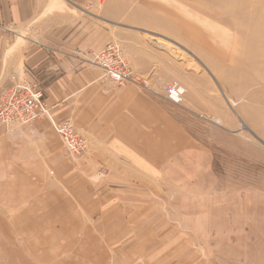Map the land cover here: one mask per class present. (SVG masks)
<instances>
[{"label": "crops", "instance_id": "obj_1", "mask_svg": "<svg viewBox=\"0 0 264 264\" xmlns=\"http://www.w3.org/2000/svg\"><path fill=\"white\" fill-rule=\"evenodd\" d=\"M155 6L167 5L0 0V97L36 85L86 142L70 158L48 120L0 126V264H204L213 162L165 98ZM109 44L147 90L90 64Z\"/></svg>", "mask_w": 264, "mask_h": 264}, {"label": "rangeland", "instance_id": "obj_2", "mask_svg": "<svg viewBox=\"0 0 264 264\" xmlns=\"http://www.w3.org/2000/svg\"><path fill=\"white\" fill-rule=\"evenodd\" d=\"M156 2L149 39L185 91L172 113L213 162L218 222L198 250L204 264H264V0Z\"/></svg>", "mask_w": 264, "mask_h": 264}, {"label": "built area", "instance_id": "obj_3", "mask_svg": "<svg viewBox=\"0 0 264 264\" xmlns=\"http://www.w3.org/2000/svg\"><path fill=\"white\" fill-rule=\"evenodd\" d=\"M89 5L88 8H92ZM87 10V9H86ZM85 10V11H86ZM90 64L99 68L103 78L121 85H135L143 90L148 89L147 79L136 75L126 63L121 48L117 44H109L91 55ZM165 97L174 104H182L185 91L175 82L164 87ZM48 120L60 137L65 152L70 158H78L86 151V142L68 122H56L45 102L42 92L36 85L20 83L2 92L0 97V126L7 129L22 127L36 120Z\"/></svg>", "mask_w": 264, "mask_h": 264}, {"label": "bare ground", "instance_id": "obj_4", "mask_svg": "<svg viewBox=\"0 0 264 264\" xmlns=\"http://www.w3.org/2000/svg\"><path fill=\"white\" fill-rule=\"evenodd\" d=\"M203 2H204V1H203ZM203 2H202V3H203ZM222 6H223V5H222ZM200 7H201V6H200ZM243 8H244V7H243ZM245 9H247V7H245ZM203 10H204V9H203ZM241 10H242V7H240V6L238 5V6H236V7H232V10H230L229 12H231V13H233V14H236V15H240ZM236 15H235V16H236ZM210 16H211V17H214L215 14H214V13H210ZM90 59H91V58H90ZM90 61H91V60H90ZM147 82H148V80H147ZM148 88H149V82H148ZM68 123H69V122H68ZM141 195H142V194H141ZM131 203H132V202H131ZM145 205H146V204H145ZM0 228H1V227H0ZM72 233H73V232H72ZM83 233H84V232H83ZM1 234H2V233H1ZM74 234H75V233H74ZM81 235H82V234H81ZM85 235H86V234H85ZM87 235H88V233H87ZM87 235H86V236H87ZM62 236H63V234H62ZM71 236H72V235H71ZM76 236H77V235H76ZM86 236H85V237H86ZM71 238H73V237H71ZM87 238H88V237H87ZM91 238H92V237H91ZM94 238H95V237H94ZM12 239H13V238H12ZM92 239H93V238H92ZM72 240H73V239H72ZM72 240H71V241H72ZM93 241H94V240H93ZM98 241H99V240H98ZM5 242H6V241H5ZM5 242H4V243H5ZM6 243H7V242H6ZM60 244H61V242H60ZM89 244H90V243H89ZM8 245H9V244H8ZM72 245H74V243H73ZM8 247H9V246H8ZM16 247H17V246H16ZM22 247H23V246H22ZM0 249H1V248H0ZM73 249H74V248H73ZM12 250H13V249H12ZM62 250L64 251L65 248H62L61 251H62ZM68 251H69V250H68ZM68 251H67V252H68ZM103 251H104V250H103ZM2 252L4 253L3 250H2ZM67 252H65V253H67ZM7 253H8V252H7ZM7 253H6V254H7ZM28 253H29V252H28ZM8 254H9V253H8ZM71 254H72V253H71ZM29 255H30V254H29ZM37 255H38V253H37ZM101 255H102V254H101ZM62 256H63V255H62ZM93 256H94V255H93ZM103 257H104V255H103ZM22 258H24V257H22ZM92 258H93V257H92ZM93 259H94V258H93ZM98 259H99V258H98ZM106 259H107V258H106ZM9 260H10V258H9ZM9 260H8V261H9ZM34 260H35V259H34ZM40 260H41V259H40ZM99 260H101V259H99ZM23 261H24V260H23ZM35 261H36V260H35ZM37 261H39V260H37ZM37 261H36V262H37ZM87 261H88V259H87ZM95 261H96V260H95ZM88 262H89V261H88ZM101 262H102V261H101ZM104 262H105V261H104ZM9 264H10V263H9ZM26 264H27V263H26Z\"/></svg>", "mask_w": 264, "mask_h": 264}]
</instances>
